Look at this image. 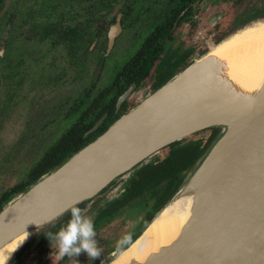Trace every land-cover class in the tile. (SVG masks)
<instances>
[{
	"label": "water",
	"instance_id": "water-1",
	"mask_svg": "<svg viewBox=\"0 0 264 264\" xmlns=\"http://www.w3.org/2000/svg\"><path fill=\"white\" fill-rule=\"evenodd\" d=\"M263 19L239 26L200 57L241 28ZM116 35L110 32L109 50ZM198 58L3 205L0 247L30 228H40L8 264L30 251L31 245L28 264H40L55 247L45 233L57 232L70 219L65 209L78 204L97 220V213L91 215L93 205L122 178L134 177L142 167L160 162L187 144L198 145L200 150L173 194L153 211L132 243L113 249V257L99 264L109 263L116 253L130 247L155 216L194 181L195 188L205 193L192 220L170 249L145 264H264V89L253 102L222 101L184 110L181 100L195 85ZM134 86L120 96L117 109ZM104 119L86 135L97 130ZM51 193H56V199L49 203ZM119 197L117 194L111 203Z\"/></svg>",
	"mask_w": 264,
	"mask_h": 264
},
{
	"label": "flooded vegetation",
	"instance_id": "flooded-vegetation-1",
	"mask_svg": "<svg viewBox=\"0 0 264 264\" xmlns=\"http://www.w3.org/2000/svg\"><path fill=\"white\" fill-rule=\"evenodd\" d=\"M7 1L0 10V16L6 8L11 16L0 28V82L4 77L13 82L9 98L21 85L29 86L27 96L31 100L36 95L41 97L39 89H53L68 83L74 87V83L84 80L85 86L69 106V113H74V108L79 110L76 122L84 115L106 108L109 98L116 96L114 106H108L95 121L105 116L94 132L107 122L110 127L146 95L205 54L211 47L209 39H213V44L218 43L248 19L264 14V0H74L73 3L52 0L48 5L52 2L57 5L50 11L45 0ZM85 8L93 12L87 16L81 14L80 10ZM97 27L100 28L93 31ZM85 30L91 32L92 39L88 46L81 48L80 38L74 31ZM112 31L117 35L109 50ZM123 34L139 44L121 67L112 70L113 78L102 81L104 72L109 71L106 62ZM132 85L135 86L131 93L117 109L120 96ZM125 107L128 109L121 112ZM87 132L84 137L94 133L86 135ZM182 155L147 165L130 179L129 176L122 178L97 208L96 238H102L104 230L119 218H123L124 224L125 213L139 207L140 228L125 246L132 243L165 196L166 186L158 185L177 174L187 162V156ZM11 188L4 189L0 195ZM117 194L120 197L111 203ZM47 241L50 242L48 238ZM105 241L102 254L107 250L105 244L111 240ZM26 261L28 264L29 260ZM71 261L67 257L57 260L54 247L40 264H71Z\"/></svg>",
	"mask_w": 264,
	"mask_h": 264
},
{
	"label": "rangeland",
	"instance_id": "rangeland-1",
	"mask_svg": "<svg viewBox=\"0 0 264 264\" xmlns=\"http://www.w3.org/2000/svg\"><path fill=\"white\" fill-rule=\"evenodd\" d=\"M212 41L213 39L208 40L209 46L213 45ZM138 44L128 34H123L117 40L116 46L106 62L109 65V71L104 72L102 81H110L113 78L114 71L112 70L121 67L135 52ZM5 79L4 77L0 82V193L26 179L32 167L54 147L62 134L76 122L79 110L74 108V113H69V106L71 100L74 99L75 103L79 92L85 86V81L80 80L74 83V87L68 83L62 84L63 86H54L57 88L53 89H39L38 93L41 94V97L38 98L39 96L36 95L28 100L27 94L30 89L28 85H21L16 90L12 89L14 93L9 98L8 92L13 87V82ZM102 198L93 205L91 215H95L105 201H102ZM124 218H126L124 224L123 218H119L113 226L104 230L102 238H96L98 246L102 249L105 240L107 238L111 240L105 244L107 250L104 254L91 260L86 252H81L71 261V264H99L112 258L114 252L107 251L115 248L121 249L129 241L131 235L137 233L140 228L142 215L139 207L128 210ZM28 249L31 252L33 245ZM27 256L28 254L23 255L22 259L27 260Z\"/></svg>",
	"mask_w": 264,
	"mask_h": 264
},
{
	"label": "bare ground",
	"instance_id": "bare-ground-1",
	"mask_svg": "<svg viewBox=\"0 0 264 264\" xmlns=\"http://www.w3.org/2000/svg\"><path fill=\"white\" fill-rule=\"evenodd\" d=\"M197 63L195 85L181 100L184 110L222 101L253 102L264 89V19L214 45ZM196 182L180 191L143 235L107 264H145L170 249L192 220L205 193L195 188ZM39 230L30 228L16 236L0 247V254L13 258Z\"/></svg>",
	"mask_w": 264,
	"mask_h": 264
},
{
	"label": "trees",
	"instance_id": "trees-1",
	"mask_svg": "<svg viewBox=\"0 0 264 264\" xmlns=\"http://www.w3.org/2000/svg\"><path fill=\"white\" fill-rule=\"evenodd\" d=\"M52 0H45V4H47V9L48 11L53 10L54 7H56L57 4L55 2H52L51 5H48ZM65 1V0H62ZM69 3H73L74 0H67ZM81 2V0H80ZM6 0H0V10H2L3 7H5ZM57 3V2H56ZM93 12L91 9H82L80 10V13L83 15H89ZM95 12V10H94ZM86 13V14H84ZM264 17V14L255 16L254 18L248 19L246 22H244L241 25H244L248 22L254 21L256 19ZM11 18L9 10L7 8L5 11L2 13L0 16V28L2 29L3 24ZM240 25V26H241ZM100 27L94 28L93 31L98 30ZM92 31V32H93ZM91 33L90 31H84V32H77L74 31V34L78 35L80 40L78 45L82 47H86L89 44V41L92 39L91 36L89 35ZM165 82V81H164ZM127 85V84H126ZM126 85L124 87H126ZM123 90V89H122ZM119 91V92H122ZM114 94V92H112ZM110 96H112L110 94ZM109 104L106 106V108L100 110L99 112H94L89 115H84L83 117L80 118L79 121L75 122L74 125H72L67 131H65L60 139L57 141V143L54 145L52 149L48 151V153L34 166L29 172V175L26 179L23 181L19 182L16 184L14 187H12L9 190L4 191L0 195V211L3 208V205L14 195L18 194L25 188H27L28 185L31 183L37 181L40 177H42L44 174L48 173L52 169H55L58 167L60 164H62L64 161H66L72 154H74L76 151H78L80 148L88 144L90 141H92L94 138H96L98 135H100L102 132H104L107 127L109 126V123H105L100 127V129L92 134H90L88 137H84L85 132L89 130L95 123V121L103 114L105 109H108L109 107H113L115 102H116V96H113L109 98ZM96 104V102L94 103ZM95 106V105H93ZM109 106V107H108ZM128 108L125 107L123 108V111H126ZM185 147V146H184ZM181 147L175 149L172 151L171 154L167 155L164 159L161 161L165 160H174L175 158L181 157L182 153L184 152L183 156H187L188 160L187 162L183 163L181 166V170L177 173L174 174L170 177L167 178L166 181L161 182L158 187L161 184H164L167 188V191L165 192V196L162 197L160 204L156 209L162 207V205L170 198V196L173 194L175 191L179 181L181 180V177L184 173V171L189 167V165L194 161L195 157L198 155V152L200 150V146L198 145H192V144H187L186 148L183 149V151L180 153L182 150ZM160 161V162H161ZM144 168V167H142ZM141 168V169H142ZM141 169L138 171L137 175H139ZM131 188V186H130ZM155 209V210H156ZM150 219L147 220V222ZM146 222V223H147ZM146 224L143 226L142 229H144ZM113 250H109L107 252H112Z\"/></svg>",
	"mask_w": 264,
	"mask_h": 264
},
{
	"label": "clouds",
	"instance_id": "clouds-1",
	"mask_svg": "<svg viewBox=\"0 0 264 264\" xmlns=\"http://www.w3.org/2000/svg\"><path fill=\"white\" fill-rule=\"evenodd\" d=\"M56 199V193L49 194L48 202ZM64 212H70V219L57 232H46L45 235L51 242H55L56 259L67 257L73 260L81 252H86L91 260L99 258L103 252L98 246L97 232L92 217L88 216L85 209L73 204ZM63 214V213H62ZM11 256L0 254V264H8Z\"/></svg>",
	"mask_w": 264,
	"mask_h": 264
},
{
	"label": "crops",
	"instance_id": "crops-1",
	"mask_svg": "<svg viewBox=\"0 0 264 264\" xmlns=\"http://www.w3.org/2000/svg\"><path fill=\"white\" fill-rule=\"evenodd\" d=\"M27 254H29V251H27V252L25 251V252H24V253H23V254L17 259V261H15L13 264H25V262H27V261H26V259L23 260V259H22V256H23V255H27ZM21 260L23 261L22 263H20ZM24 261H25V262H24Z\"/></svg>",
	"mask_w": 264,
	"mask_h": 264
}]
</instances>
